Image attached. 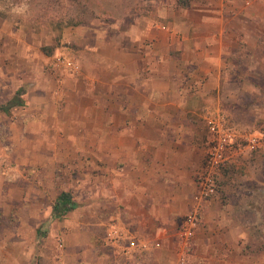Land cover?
<instances>
[{"label": "crops", "instance_id": "0c3cea01", "mask_svg": "<svg viewBox=\"0 0 264 264\" xmlns=\"http://www.w3.org/2000/svg\"><path fill=\"white\" fill-rule=\"evenodd\" d=\"M126 1L121 15L63 30L56 50L78 60L75 75L45 72L23 26L0 28L3 45L13 53L0 58V96L23 100L11 108L21 114L9 127L13 142L45 146V153L18 158V164L57 177L60 165L75 162L78 175L90 180V201L50 218L79 211L69 219V246L75 232V246L90 244V264H179L177 228L192 206L194 174L206 155L205 116L225 113L224 100L240 95L227 87L249 80L233 71L244 55L264 49V0ZM249 154L232 165L242 167ZM40 165L46 166L41 172ZM237 192L246 193L241 187ZM227 206L222 210L216 198L209 203L189 262L200 249L195 264H240V257L257 253L244 247L236 257L230 248L242 237L250 244L260 239L236 213L229 216ZM114 221L139 239L160 237L162 247L141 252L131 241L114 244ZM87 224L94 231L87 232Z\"/></svg>", "mask_w": 264, "mask_h": 264}, {"label": "rangeland", "instance_id": "374dc122", "mask_svg": "<svg viewBox=\"0 0 264 264\" xmlns=\"http://www.w3.org/2000/svg\"><path fill=\"white\" fill-rule=\"evenodd\" d=\"M128 4L126 0H0V28L11 24L23 26L28 31V39L34 40V55L46 72L52 69L54 55L62 53L56 47L66 27L121 15ZM10 46L5 47L0 37V58L13 56ZM234 58L238 60L239 57L235 55ZM241 60L243 64L233 74L249 80L227 87L240 95L224 100L227 107L224 114L230 127L264 130V49L256 51L255 56L244 55ZM27 85L24 83L19 90ZM8 99V96H0V102L4 104ZM19 116L21 114L16 108L8 114L0 112V154L4 153L0 155V264H90L86 261L89 254L85 256L89 253L90 244L85 248L75 246V232L72 234L74 240L70 241L72 246L66 240V231L73 229L69 219L79 211L71 212L70 217L50 220L52 205L62 190H73L81 205L90 201V180L87 176L78 175L75 162L60 165L58 169L62 168V172L57 177L39 176L28 163L18 164V158H32L45 153L42 152L45 146L13 142L9 127ZM5 166H9L11 172H7ZM239 166L242 167L233 165L224 172L215 198L222 210L228 205V215L236 213V217L246 222L245 227L251 230L254 239H260L254 243L252 240L250 244L246 237H242L236 242V247H230L237 251L236 257L244 247L245 251H257L245 259L240 257V264H264V208L259 206L264 201V194H258L264 192V151L250 153ZM45 167L38 166L39 171ZM239 187L246 192L242 194L244 197L238 194ZM239 205H243L241 211L235 209ZM33 213L36 215L34 218ZM82 214L88 222L90 211L85 209ZM83 228L92 232L95 226L87 224ZM92 235L95 236L94 233ZM97 243L102 242L98 239ZM92 245L96 247L95 240H92ZM201 254V249L196 252L197 257ZM195 260L187 264H195ZM231 261L235 260L232 258Z\"/></svg>", "mask_w": 264, "mask_h": 264}, {"label": "built area", "instance_id": "2783aa9c", "mask_svg": "<svg viewBox=\"0 0 264 264\" xmlns=\"http://www.w3.org/2000/svg\"><path fill=\"white\" fill-rule=\"evenodd\" d=\"M51 67L53 71L69 75H75L80 70L78 60L65 53L55 54ZM205 119L208 125L206 155L194 174L196 191L193 195L192 206L180 220L177 228L175 251L179 264H187L195 250L197 232L203 226L204 214L209 203L219 192V182L224 171L242 156L264 151V130H240L230 127L226 115L221 111H208ZM5 168L7 172H11L9 166ZM109 228L111 229L109 239L114 244L131 241L141 252L150 247H162L163 242L160 237L154 242L139 239L131 234L128 227L125 226L124 231L121 230L115 221L110 224Z\"/></svg>", "mask_w": 264, "mask_h": 264}, {"label": "trees", "instance_id": "16d2710c", "mask_svg": "<svg viewBox=\"0 0 264 264\" xmlns=\"http://www.w3.org/2000/svg\"><path fill=\"white\" fill-rule=\"evenodd\" d=\"M22 103H23V100L19 96H15L8 103L0 104V112L8 114L12 107H14L16 105H20ZM231 166H233V165H230L228 168H230ZM221 184L222 183L220 181L218 190L221 187ZM78 205H79V202L77 201L75 193L73 190H62L59 193V195L57 196V198L53 204L54 217L64 216V215L68 214L70 211L77 208Z\"/></svg>", "mask_w": 264, "mask_h": 264}]
</instances>
